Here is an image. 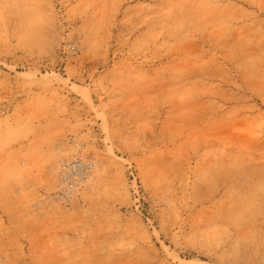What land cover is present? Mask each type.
I'll list each match as a JSON object with an SVG mask.
<instances>
[{"label": "rangeland", "instance_id": "obj_1", "mask_svg": "<svg viewBox=\"0 0 264 264\" xmlns=\"http://www.w3.org/2000/svg\"><path fill=\"white\" fill-rule=\"evenodd\" d=\"M0 264H264V0H0Z\"/></svg>", "mask_w": 264, "mask_h": 264}, {"label": "built area", "instance_id": "obj_2", "mask_svg": "<svg viewBox=\"0 0 264 264\" xmlns=\"http://www.w3.org/2000/svg\"><path fill=\"white\" fill-rule=\"evenodd\" d=\"M96 163L80 156L63 162L56 171L55 196L63 202H70L84 190L92 176Z\"/></svg>", "mask_w": 264, "mask_h": 264}]
</instances>
